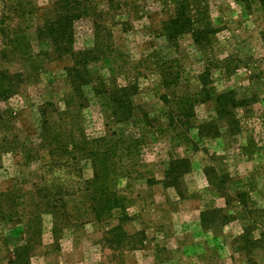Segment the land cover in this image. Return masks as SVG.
<instances>
[{
	"label": "rangeland",
	"instance_id": "rangeland-1",
	"mask_svg": "<svg viewBox=\"0 0 264 264\" xmlns=\"http://www.w3.org/2000/svg\"><path fill=\"white\" fill-rule=\"evenodd\" d=\"M263 3L0 0V264H264ZM66 11L106 47L76 94Z\"/></svg>",
	"mask_w": 264,
	"mask_h": 264
},
{
	"label": "trees",
	"instance_id": "trees-1",
	"mask_svg": "<svg viewBox=\"0 0 264 264\" xmlns=\"http://www.w3.org/2000/svg\"><path fill=\"white\" fill-rule=\"evenodd\" d=\"M65 2H67L68 0H64ZM264 5V3H263ZM202 10V9H201ZM182 14L179 12L178 14V19L175 21H172L169 23L170 26L174 25L176 26L179 21L182 20V17H180ZM80 18V14L76 11H66L65 15L62 18L58 19L56 24L50 25L48 27H44L45 32L51 37L52 39V43L53 46L55 48V51L57 50H62V51H70L71 57L69 58L70 61H72V66L67 68V72H68V77L71 80L72 86L74 88V92L76 94V92H80L82 91L83 88V73H82V68L87 67L90 63H95L97 62L99 59V57L102 56V52L101 49H105L106 47L103 46L101 48L100 45L97 46H93L91 51L89 50H84V51H77L74 48L71 47L74 44V32H75V28H74V22ZM190 21V20H188ZM10 84L9 82H6V80L0 76V95H3L5 93H7V87H9ZM131 90V89H130ZM127 89H119L117 91H115V95H118L117 97H115V122L117 124H124L126 121H130V120H134V118L137 115V106H133L132 103L130 102L129 98L127 100V104L125 103V101H123V99H127ZM119 94H121L119 96ZM191 104H189L188 106H186L185 110L183 111V113L189 112L193 109L195 103L192 101L190 102ZM220 113L222 115H225L226 112L220 111ZM120 115L125 117V121L122 120L120 118ZM223 118V116H222ZM123 121V122H122ZM201 128V127H200ZM117 143V142H116ZM46 147V146H45ZM65 152L64 155L62 156H66L69 155L70 149L67 147H63L62 148ZM116 157V155H115ZM111 158V156H110ZM98 172V171H97ZM96 172V173H97ZM99 173H101V175H95L93 178L94 183H99L101 184L104 189L108 192L111 191V187L109 185V183H112V180L109 178L108 174H106L105 171H99ZM101 204L100 208H93L91 209L92 212L95 213L96 217H100L102 215H107L109 214V211L112 210V203L116 202V195L115 193L112 192V194H107L104 198V200H98ZM50 201H48L49 203ZM50 205V204H49ZM52 209L53 207H55V203H52ZM22 251L26 252L27 250L22 247L21 248Z\"/></svg>",
	"mask_w": 264,
	"mask_h": 264
}]
</instances>
